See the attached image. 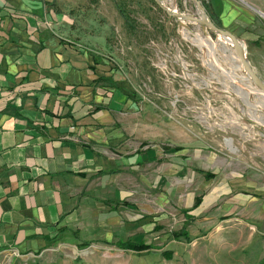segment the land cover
<instances>
[{
  "label": "crops",
  "instance_id": "0c3cea01",
  "mask_svg": "<svg viewBox=\"0 0 264 264\" xmlns=\"http://www.w3.org/2000/svg\"><path fill=\"white\" fill-rule=\"evenodd\" d=\"M73 10L0 0V264L139 254L125 243L193 264L202 242L227 251L246 227L264 240V172L177 137L83 44Z\"/></svg>",
  "mask_w": 264,
  "mask_h": 264
},
{
  "label": "rangeland",
  "instance_id": "374dc122",
  "mask_svg": "<svg viewBox=\"0 0 264 264\" xmlns=\"http://www.w3.org/2000/svg\"><path fill=\"white\" fill-rule=\"evenodd\" d=\"M199 1L210 20L246 46L248 62L264 78V0ZM68 4L83 44L119 66L132 83L133 95L163 117L177 137L203 141L200 144L264 172V94L246 79L234 48L220 36L199 23L171 16L200 18L192 0H68ZM256 235L246 227L241 237L229 238L224 252L216 250L218 243L202 242L193 264H264V240ZM152 249L103 261L157 264L159 259L176 264L174 253L167 260L151 256Z\"/></svg>",
  "mask_w": 264,
  "mask_h": 264
},
{
  "label": "water",
  "instance_id": "95a60500",
  "mask_svg": "<svg viewBox=\"0 0 264 264\" xmlns=\"http://www.w3.org/2000/svg\"><path fill=\"white\" fill-rule=\"evenodd\" d=\"M195 5L197 6L199 12H200V18L194 17V16H185L181 15L179 13L170 14L171 16H175L178 19L188 20L191 22L199 23L202 26L207 27L210 29L213 33L220 36L223 40L226 42H229L233 45V48L237 54V57L242 64L246 74L248 77L253 81L255 86L264 94V82L260 79V77L255 73L253 68L251 67L250 63L248 62L247 55H246V49L241 43V41L231 32L224 30L220 28L218 25H216L212 20L209 19V17L206 15L204 7L202 6L201 2L199 0H192ZM159 3V2H158ZM163 9H166L165 7L161 6Z\"/></svg>",
  "mask_w": 264,
  "mask_h": 264
},
{
  "label": "trees",
  "instance_id": "16d2710c",
  "mask_svg": "<svg viewBox=\"0 0 264 264\" xmlns=\"http://www.w3.org/2000/svg\"><path fill=\"white\" fill-rule=\"evenodd\" d=\"M120 13L122 14V16L124 17V19L126 20V22L128 23V19L126 16V13H124L123 9H119ZM131 26V25H129ZM213 175H207L208 178L212 177ZM181 236H187L185 231H182L179 234H174V239L179 238ZM120 248L124 249V250H129V251H134V252H143V251H150L153 247L151 245H147L144 243H140V244H136V243H125L119 246ZM172 252L166 251L163 253L164 258H166L167 260H171L172 259Z\"/></svg>",
  "mask_w": 264,
  "mask_h": 264
},
{
  "label": "bare ground",
  "instance_id": "6f19581e",
  "mask_svg": "<svg viewBox=\"0 0 264 264\" xmlns=\"http://www.w3.org/2000/svg\"><path fill=\"white\" fill-rule=\"evenodd\" d=\"M220 39L222 40V42L225 44V45H229V46H231V47H233V45L231 44V43H229V42H226L225 40H223L221 37H220ZM205 43V42H204ZM244 47H246L245 45H243ZM246 49V48H245ZM237 59H238V57H237ZM239 60V59H238ZM239 68L241 69V70H243V72L246 74V72H245V70H244V68H243V66H242V64H240L239 65ZM245 76H247L246 77V79L248 80H250V78L248 77V75L246 74ZM229 142V141H228ZM230 144V143H229Z\"/></svg>",
  "mask_w": 264,
  "mask_h": 264
}]
</instances>
